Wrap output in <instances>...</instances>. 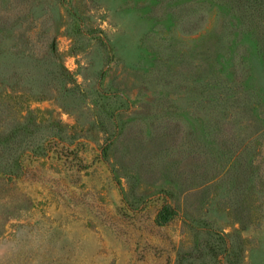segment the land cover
Masks as SVG:
<instances>
[{
    "label": "rangeland",
    "instance_id": "rangeland-1",
    "mask_svg": "<svg viewBox=\"0 0 264 264\" xmlns=\"http://www.w3.org/2000/svg\"><path fill=\"white\" fill-rule=\"evenodd\" d=\"M0 264H264V0H0Z\"/></svg>",
    "mask_w": 264,
    "mask_h": 264
}]
</instances>
